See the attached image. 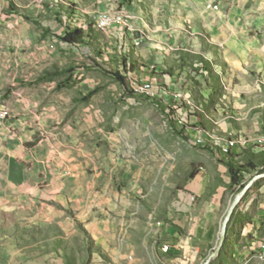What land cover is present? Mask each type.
Here are the masks:
<instances>
[{
    "label": "rangeland",
    "instance_id": "1",
    "mask_svg": "<svg viewBox=\"0 0 264 264\" xmlns=\"http://www.w3.org/2000/svg\"><path fill=\"white\" fill-rule=\"evenodd\" d=\"M114 3L130 15L105 10ZM64 24L91 39L67 43ZM124 63L126 84L113 75ZM0 105L30 118L34 141L49 140L115 201L99 230L71 205L48 214L0 202V264H183L159 252L155 233L160 200L173 197L166 168L189 127L202 134L199 124L229 110L264 111V0H222L220 12L197 0H0ZM217 131L212 141L226 153L261 138Z\"/></svg>",
    "mask_w": 264,
    "mask_h": 264
},
{
    "label": "crops",
    "instance_id": "2",
    "mask_svg": "<svg viewBox=\"0 0 264 264\" xmlns=\"http://www.w3.org/2000/svg\"><path fill=\"white\" fill-rule=\"evenodd\" d=\"M197 1L198 5L204 6L205 0ZM220 1V8L211 11H221ZM117 8L130 15V7L119 3L110 4L105 10ZM168 86L172 89L174 85ZM0 106L7 113L0 135V202L44 207L48 214L54 212L56 204L71 205L76 211L80 210L82 220L93 217L90 228L99 230L104 218L108 219L105 206L115 204L111 194L97 192L95 181L87 182L82 168L72 160L56 155L57 149L49 140L34 141L35 130L31 129L30 118H15L7 107ZM252 110H229L225 117L199 124L202 134L198 133V127L197 130L189 127V134H183L187 145L173 149L164 177L165 181L171 176L173 197L171 202L166 201L165 196L160 200L162 214L158 215L155 226L162 255L183 264H203L217 245L223 219L238 189V185L232 183L229 166L223 159L232 154L243 164L251 158L246 162L251 166L243 172L246 180L251 173L256 174L264 168V140L258 139L253 144L238 142L227 154L213 143L211 133L218 130L220 134L236 139L244 136L234 134L263 137L264 111L257 110L250 116ZM227 120L235 125L223 131L222 124ZM179 122L182 125L184 121L179 118ZM198 137L206 142L197 143ZM258 186L261 184L251 187L236 208L223 250L211 264L264 263V196L261 195L264 185L260 189ZM166 246L167 251L164 250Z\"/></svg>",
    "mask_w": 264,
    "mask_h": 264
},
{
    "label": "trees",
    "instance_id": "3",
    "mask_svg": "<svg viewBox=\"0 0 264 264\" xmlns=\"http://www.w3.org/2000/svg\"><path fill=\"white\" fill-rule=\"evenodd\" d=\"M9 4L12 7V10L15 12L16 8H14L13 3L10 2ZM25 18L28 20L31 19V17H29L27 15H25ZM64 29H65V33L62 36V39L71 45H77L78 46L82 43H88L87 41H89V39H91V37H92V34L86 35V29L84 27L72 28V27L64 24ZM123 65L124 66H122V68H118L117 70H115L113 72V75L119 81H121L123 84H126L128 74L130 72H132L133 70L128 68L126 63H124ZM58 74H61V72H58ZM129 92L131 94H138L134 89H130ZM90 94H91V92H90ZM168 114H169V117L171 119L172 127L178 129L180 131V133L183 134L182 129L184 130V126H181L178 119L175 117L176 111L173 107H170V112ZM223 160L229 166L231 177H232V183L235 185H238L237 192H239L245 186V184L247 182L246 180H244L243 172L251 165L248 163H245V164L244 163L243 164L238 163V161H236L233 158L232 154H228V157L226 159H223ZM263 171H264V168L261 170V172H263ZM224 261L227 262L226 259H224Z\"/></svg>",
    "mask_w": 264,
    "mask_h": 264
},
{
    "label": "water",
    "instance_id": "4",
    "mask_svg": "<svg viewBox=\"0 0 264 264\" xmlns=\"http://www.w3.org/2000/svg\"><path fill=\"white\" fill-rule=\"evenodd\" d=\"M264 177V171L263 172H258L254 174L245 184V186L235 194L232 202L230 203L227 212L225 214V217L223 219L222 225H221V230H220V237L218 240L217 245L214 247L212 252L208 255V257L205 259L203 264H210L212 260L217 258L220 253L223 250V247L226 243L227 240V235H228V228L230 225V222L232 220V217L236 211V208L244 198V196L247 194V192L250 190V188L258 181L260 178Z\"/></svg>",
    "mask_w": 264,
    "mask_h": 264
},
{
    "label": "built area",
    "instance_id": "5",
    "mask_svg": "<svg viewBox=\"0 0 264 264\" xmlns=\"http://www.w3.org/2000/svg\"><path fill=\"white\" fill-rule=\"evenodd\" d=\"M215 3H216V0H205L204 6H205L206 9L214 10ZM99 20H101V19H99ZM101 21L104 22V20H101ZM125 21H127V19ZM132 29H134V27ZM135 91L137 93H139V94H144L145 96H148V97H154V95H148L147 93H144V92H141V91H137L136 89H135ZM177 96H180V95H177ZM185 100H187V99H185ZM166 249H168V246H166Z\"/></svg>",
    "mask_w": 264,
    "mask_h": 264
},
{
    "label": "bare ground",
    "instance_id": "6",
    "mask_svg": "<svg viewBox=\"0 0 264 264\" xmlns=\"http://www.w3.org/2000/svg\"><path fill=\"white\" fill-rule=\"evenodd\" d=\"M6 118V112L4 111V108L0 106V123ZM261 140H264V136L260 138ZM231 144L235 143L234 141L230 140L229 141ZM165 250L166 247L164 248Z\"/></svg>",
    "mask_w": 264,
    "mask_h": 264
}]
</instances>
